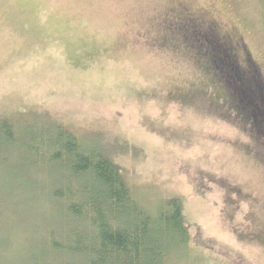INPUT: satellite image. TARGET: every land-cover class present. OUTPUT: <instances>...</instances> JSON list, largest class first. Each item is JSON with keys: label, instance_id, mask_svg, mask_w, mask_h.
Masks as SVG:
<instances>
[{"label": "rangeland", "instance_id": "rangeland-1", "mask_svg": "<svg viewBox=\"0 0 264 264\" xmlns=\"http://www.w3.org/2000/svg\"><path fill=\"white\" fill-rule=\"evenodd\" d=\"M193 27L264 76V0H0V264H54L49 242L78 227L60 197L81 182L45 148L62 127L150 214L181 204L190 242L168 264H264V142Z\"/></svg>", "mask_w": 264, "mask_h": 264}, {"label": "trees", "instance_id": "trees-1", "mask_svg": "<svg viewBox=\"0 0 264 264\" xmlns=\"http://www.w3.org/2000/svg\"><path fill=\"white\" fill-rule=\"evenodd\" d=\"M188 36L187 43L196 47L207 69L223 80L224 90L249 131L264 142V76L259 65L242 43L218 33L211 35L193 27ZM240 50L245 53L244 65L238 60ZM5 129L0 138L8 131ZM59 132L61 137L45 148L49 153L59 150L56 157L81 183L60 197L67 204L66 215L78 227L63 233L61 241L49 242L50 252L61 259L54 264H168L170 256L188 245L189 231L177 200L168 202L157 215L150 214L119 168L99 148L87 147L81 137L63 127ZM37 143L35 137L25 145L29 149Z\"/></svg>", "mask_w": 264, "mask_h": 264}, {"label": "flooded vegetation", "instance_id": "flooded-vegetation-1", "mask_svg": "<svg viewBox=\"0 0 264 264\" xmlns=\"http://www.w3.org/2000/svg\"><path fill=\"white\" fill-rule=\"evenodd\" d=\"M186 15V13H184ZM216 33V32H215ZM189 35V34H188Z\"/></svg>", "mask_w": 264, "mask_h": 264}]
</instances>
